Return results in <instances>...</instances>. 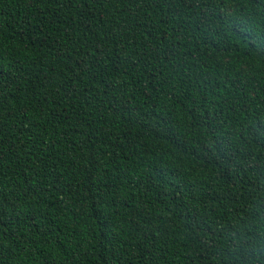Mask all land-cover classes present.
Returning a JSON list of instances; mask_svg holds the SVG:
<instances>
[{
	"label": "trees",
	"instance_id": "obj_1",
	"mask_svg": "<svg viewBox=\"0 0 264 264\" xmlns=\"http://www.w3.org/2000/svg\"><path fill=\"white\" fill-rule=\"evenodd\" d=\"M264 0H0V264H264Z\"/></svg>",
	"mask_w": 264,
	"mask_h": 264
},
{
	"label": "clouds",
	"instance_id": "obj_2",
	"mask_svg": "<svg viewBox=\"0 0 264 264\" xmlns=\"http://www.w3.org/2000/svg\"><path fill=\"white\" fill-rule=\"evenodd\" d=\"M226 238L230 242L232 249L238 254L246 255L264 248V241H258L248 227L234 226L227 233Z\"/></svg>",
	"mask_w": 264,
	"mask_h": 264
}]
</instances>
